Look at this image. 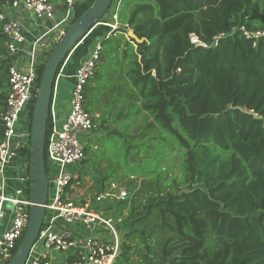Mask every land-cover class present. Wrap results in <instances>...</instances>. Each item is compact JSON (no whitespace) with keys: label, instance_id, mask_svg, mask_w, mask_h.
Here are the masks:
<instances>
[{"label":"trees","instance_id":"obj_1","mask_svg":"<svg viewBox=\"0 0 264 264\" xmlns=\"http://www.w3.org/2000/svg\"><path fill=\"white\" fill-rule=\"evenodd\" d=\"M118 17L84 88L98 136L78 181L127 188L97 208L126 226L114 264H264V0H122Z\"/></svg>","mask_w":264,"mask_h":264},{"label":"built area","instance_id":"obj_2","mask_svg":"<svg viewBox=\"0 0 264 264\" xmlns=\"http://www.w3.org/2000/svg\"><path fill=\"white\" fill-rule=\"evenodd\" d=\"M78 1L6 0L0 6V19L4 21L3 33L8 40L7 49L12 57L6 107L1 114L4 133L0 140V230L3 219L6 216L9 219L6 228L0 233V264H8L13 257L30 217L31 200L27 190L30 181L31 122L29 121L28 129L20 130L21 116L28 106L32 108L34 105L39 89L38 67L74 20ZM121 2L122 0H118L113 8V22H103L111 27L108 34L114 32L119 25ZM19 10L31 13L42 22H53L51 26L45 27L43 33L28 48L25 47L27 39L21 21L12 17V12ZM191 37L193 42L198 41L196 35L192 34ZM47 41H50L49 45ZM44 45L46 48L49 46V50L41 56V47ZM101 49L102 45L98 40L89 54L79 62L67 116L60 119L57 112L52 111L51 105L46 159L49 182L54 186V193L46 204L43 226L26 264H54L57 254L65 257L63 264H114L121 252L124 238L122 232L126 229L123 217L105 214L104 210L97 208L125 200L127 188L112 182L108 189L83 201L82 195L76 192V189H80L78 181L81 173L73 169L74 165L83 163L87 144L85 135L90 134L94 128L93 116L84 106V88L94 75ZM57 89L55 82L53 95ZM21 148L28 152L23 169L15 163ZM11 168H14V172ZM8 175L17 182L12 187L8 183ZM84 226L88 234L81 232ZM69 257L74 259L69 260Z\"/></svg>","mask_w":264,"mask_h":264},{"label":"water","instance_id":"obj_3","mask_svg":"<svg viewBox=\"0 0 264 264\" xmlns=\"http://www.w3.org/2000/svg\"><path fill=\"white\" fill-rule=\"evenodd\" d=\"M112 2L113 0H94L82 15L72 21L65 33L50 49L44 63L30 124V217L19 246L8 264H26L31 249L38 240L45 219L46 204L50 193L46 143L57 73L71 52L100 23V20L110 9ZM128 35L137 39L132 30H129Z\"/></svg>","mask_w":264,"mask_h":264},{"label":"crops","instance_id":"obj_4","mask_svg":"<svg viewBox=\"0 0 264 264\" xmlns=\"http://www.w3.org/2000/svg\"><path fill=\"white\" fill-rule=\"evenodd\" d=\"M12 17L18 19L21 21L23 25L24 34L26 36L27 41L25 42V47L28 48L31 46L32 41L35 40L38 35L43 33L46 26H51L53 24L52 21H40L36 19L31 13L19 10L18 12H12ZM100 30H95L96 28H100ZM94 27L90 31V33L80 42V44L71 52V54L68 56V59L66 63L64 64L62 70L59 73V76H57L56 83L58 85V89L56 93L53 95L52 99V111H56L58 114V117L60 119H64L69 110H70V97H71V91L75 83V73L77 66L79 62L85 58L90 50L93 48L94 44L98 41L99 37L102 36V34L105 32V27ZM95 30V31H94ZM97 32V33H96ZM95 33V34H94ZM5 36V35H4ZM7 38L4 37L3 43H0V47L5 49V52L3 54H0V120H1V114L5 110L6 107V96L9 91V72L7 71V67L5 69L1 70V64L3 65L2 61L7 59L6 65L10 66L12 63V57L7 49ZM48 45L50 41H47ZM46 46L41 47L40 55L43 56L45 52H47ZM49 50V49H48ZM5 66V65H4ZM30 111L31 107L28 106L26 110L23 112L21 116V120L19 123V129L20 130H26L29 127V121H30ZM3 136V134H2ZM27 156L28 152L25 148H21L19 151V156L17 157L15 163L17 165H20L23 168H25V164L27 163ZM11 170L14 172V168H11ZM80 173H83L85 171L84 169H76ZM10 179L8 180L9 185L14 186L17 182L11 179V175H8ZM82 190V188H80ZM78 194V193H77ZM84 197H82L83 200ZM9 216H6L3 219L2 227L0 230V233L6 228L8 223ZM63 230V229H60ZM63 255L57 254V261L54 262V264H63L65 259ZM70 258V257H69Z\"/></svg>","mask_w":264,"mask_h":264},{"label":"rangeland","instance_id":"obj_5","mask_svg":"<svg viewBox=\"0 0 264 264\" xmlns=\"http://www.w3.org/2000/svg\"><path fill=\"white\" fill-rule=\"evenodd\" d=\"M112 11H113V9H110V11L108 12V13H106V15L104 16V18L102 19V21H100V23L99 24H97L96 26L97 27H100V26H102V27H105L104 25H103V22H109V23H112L113 22V19H112V16H111V14H112ZM95 26V27H96ZM94 29V28H93ZM100 30L101 29V27L100 28H96L95 30ZM94 30V31H95ZM97 33V32H96ZM95 34V33H94ZM99 39H101V37H99ZM98 39V40H99ZM98 136V133H94L93 131H91V133L90 134H87V135H85V138H86V142H88V140L90 139V138H95V137H97ZM85 168V165L84 164H79V165H74L73 166V169L76 171V169H84ZM86 170H87V167L85 168ZM51 174V173H50ZM88 181V183L86 184V186L84 187V188H82V190L81 189H76V192L77 193H79L80 194V196L82 195H84L83 197H88L87 195H86V191H87V189L89 188V187H91V182H90V180L88 179L87 180ZM53 193H54V186H53V184H51L50 185V193H49V199H51L52 198V195H53ZM81 232H83V233H86V234H88V231H87V229L85 228V226L83 227V229H82V231Z\"/></svg>","mask_w":264,"mask_h":264}]
</instances>
